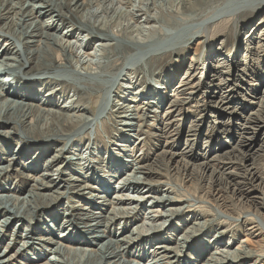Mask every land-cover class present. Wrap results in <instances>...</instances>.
<instances>
[{
	"label": "bare ground",
	"instance_id": "1",
	"mask_svg": "<svg viewBox=\"0 0 264 264\" xmlns=\"http://www.w3.org/2000/svg\"><path fill=\"white\" fill-rule=\"evenodd\" d=\"M217 1L224 4L215 7ZM1 2L0 25L14 20L10 17L15 14L18 30L11 23L0 29V75L5 74L0 76V163H7L0 166V182L25 159L24 145L32 151L24 170L39 177L23 198L16 196L23 189L0 184V244L14 222L26 232L17 251L14 244L0 253V264L19 260L25 264H142L146 257L145 264H264V165L256 162L258 157L264 158V0ZM204 7L208 14H199L201 18L196 20L194 11ZM248 13L258 16L241 27L246 54L234 60L224 51L228 40L219 47L209 40L217 37L225 18L238 29ZM63 25L68 27L60 32ZM203 48L209 49V62L204 67ZM128 49L124 65L113 72L108 54L119 55ZM166 53L184 54L175 60L172 70L157 75L154 83L144 89L137 87L135 69L148 70L152 60ZM199 70L207 76L206 82L196 77ZM14 79L18 81L11 84ZM99 91L102 99L93 112L87 100L96 98L94 93ZM193 107L200 109V115L184 135L181 131L188 109ZM107 119L116 124L115 130L100 147L97 139ZM16 126L25 130L19 133ZM204 127L207 137L202 142ZM21 134L26 141L19 140L22 148L12 152L13 138ZM82 135L88 144L80 139ZM181 138L185 139L182 148L176 142ZM148 140L158 145L152 158L137 155L132 159L134 149L129 146L142 151ZM109 144L118 158L110 160L105 174L98 177L96 172L89 177L85 162L96 164ZM55 145L59 147L53 151ZM52 152L55 154L50 156ZM4 153L10 154L9 158L2 157ZM42 159L46 163L38 169L34 164ZM74 165L77 177L70 175L61 185L52 181L50 168L68 174ZM138 174L145 179L140 180ZM175 175H184L191 186L207 184L209 192L204 196L197 198L198 190L194 192L198 203L214 207L217 220L226 224L233 221L241 233L229 238L224 227L212 239L196 244L197 253L196 245L192 248L187 239L204 231L210 221L204 218L202 222L195 220L192 227H183L177 239H167L165 232L174 229L168 226L170 216L184 208L179 206L180 195H175L171 184ZM82 177L91 184L75 186L83 182ZM114 179L118 181L112 189ZM89 190L96 193L86 197ZM69 195L77 204L71 205L61 220L54 209L55 200ZM190 197L184 201H193ZM108 198L122 206L121 219L129 218L145 199L152 200L144 223L136 228L142 241L133 237L134 230L118 239L122 233L108 231L119 215L113 217L116 208L111 202V217H105ZM78 224L85 225L87 235L80 234V229L77 232ZM145 239L149 241L141 253L127 259ZM148 245L153 249L148 251ZM185 251L189 258L183 255Z\"/></svg>",
	"mask_w": 264,
	"mask_h": 264
},
{
	"label": "rangeland",
	"instance_id": "2",
	"mask_svg": "<svg viewBox=\"0 0 264 264\" xmlns=\"http://www.w3.org/2000/svg\"><path fill=\"white\" fill-rule=\"evenodd\" d=\"M1 1H3V0H1ZM0 1V8L2 7V2ZM150 2H152V0H150ZM221 1H217V3L215 2L213 5L215 6V7H217L218 5H223L224 4V1H222L221 3H220ZM223 3V4H222ZM124 5H127V8L128 7H130L131 6V4H124ZM165 5V6H164ZM163 5V8L164 9H167L168 7V5H166V4H164ZM208 7V6H207ZM207 7H204V8H200L199 10L197 9L196 11H194V13H193V16L194 17H197V19L196 20H200V18L201 17H204V14H205V16L208 14V12H209V9L207 8ZM206 8V9H205ZM206 11H205V10ZM204 10V11H203ZM199 11V12H198ZM203 12V13H202ZM17 13V12H16ZM195 14V15H194ZM196 14H197V16H196ZM200 14V16H201V14H202V16L200 17H198V15ZM245 15H247V16H245ZM245 15H243L244 17H242V19H241V22H244V23H241L239 26V28L237 29H235V24L234 23H232L231 21H230V19H224L223 21H222V25L221 26H219V27H222L221 29L222 30H224V31H222L221 29H220V31L217 33V37H214V38H211V40H209V42L210 43H214L216 46H218L219 47V45L222 43V41H224V40H228L227 42L225 41V46H226V48H227V50H224L225 52H226V54L227 55H230L231 56V58H234V60H237V59H239V58H242L245 54H246V48H245V40H244V37H245V35L241 32V27L243 26V25H248V24H250L252 21H254V20H256L255 18H257V16L256 15H253V16H250L251 14H245ZM249 15V16H248ZM15 18L14 20H9V21H6V22H4V23H2L1 25H0V29L1 28H5V29H7V27H8V25H9V23H11L10 25H12V26H14L15 27V21H16V19L18 18L17 17V15H15V14H12L11 15V17L10 18ZM17 17V18H16ZM246 17V18H245ZM245 20H244V19ZM44 20H46V19H44ZM224 22V23H223ZM8 24V25H5V24ZM14 25H13V24ZM240 23V22H239ZM134 25H137L136 23H133ZM226 24H227V26H226ZM225 25V26H224ZM3 26V27H2ZM66 26V27H65ZM63 25V26H61V29H60V32H63V31H65V29L68 27L67 25ZM224 26V27H223ZM231 28V30L229 31V29ZM15 30L17 29L16 27L14 28ZM226 29V30H225ZM18 30V29H17ZM227 30H228V32H227ZM233 30H234V32H233ZM228 33V34H227ZM233 33V34H232ZM260 34V32L258 31L257 33H256V37L258 36ZM1 35V34H0ZM157 35H159V37H161V35L160 34H157ZM224 35V36H223ZM229 36V37H226V36ZM219 37V38H218ZM230 38V39H229ZM227 43V44H226ZM1 44L3 45V42H2V39H0V47H1ZM230 50V51H229ZM129 51V52H128ZM130 49H128V50H125V51H122L119 55L117 54V55H115V54H108L109 56V58L107 59V61H111L112 62V71L113 72H117V71H119L120 69H121V67L124 65V62L123 61H125V57H126V55H128L129 53H130ZM227 51L229 52V53H227ZM209 52V49H207V48H203L202 49V53H201V57L203 58V61H202V63H203V66L202 67H204V65H207L208 64V56H207V54L206 53H208ZM176 53H166V54H163V55H161V56H158V57H156L154 60H152V63H151V65H150V67H149V69L147 70V69H141V68H137V69H135V82L137 83L136 85H137V87H141L142 89H144L145 87H148L150 84H152V83H154V81H155V79H156V77H157V75H164L165 73H167V72H169V70H172L173 69V65L175 64V60L179 57V56H182L184 53H179V54H176ZM114 56V57H113ZM111 57V58H110ZM114 59V60H113ZM113 60V61H112ZM189 63V60L186 62V64H188ZM3 67V66H2ZM201 67V68H202ZM4 68V67H3ZM115 70V71H114ZM136 70H137V72H136ZM162 73V74H161ZM201 73H203V70H199V73L196 75V77L199 79V78H202V82H206L207 81V76L206 75H202ZM204 73H206V71H205V69H204ZM257 70L253 73L254 75H257ZM20 74V78L22 79V78H24L23 77V75H22V72H20L19 73ZM3 75H5L4 74V72H3V74H1L0 76H3ZM15 81H18V80H16V79H14V81L13 82H11V84H14L15 83ZM24 81V80H23ZM22 80L20 81V82H23ZM24 85H25V83H24ZM25 86H27V85H25ZM31 86H33V84L31 85ZM33 88V87H32ZM47 93V92H46ZM68 94H69V92H68ZM94 94H97V96H96V98H94V97H90V98H88V102H89V104H90V107H91V110L94 112V111H96V109H97V104L99 103V101L102 99V93L99 91L98 93H94ZM171 94V93H170ZM189 106V105H188ZM195 107V106H194ZM194 107L193 108H191V110L190 109H188V119H187V123L185 124V126L183 127V130L181 131V132H183V134L185 135V132L187 131V129H188V127H189V125L191 124V122H192V120L194 121L195 119H197V117L200 115V112H199V108H195L194 109ZM107 116H109V114L107 115ZM108 119H109V117H108ZM107 119V121H108V124L106 123L105 124V128H104V132L102 133V134H99L100 136H99V138L97 139V141H98V145H100V147L101 146H103L104 145V138H106L107 139V137H108V139L109 138H112V134H113V132H114V130H115V128H114V126L116 125L111 119L110 120H108ZM210 119L208 118L207 119V121H209ZM105 121H106V119H105ZM152 122V121H151ZM192 125V124H191ZM228 126L230 125V123L229 124H227ZM16 129H17V131L19 132V133H22L24 130H25V128H22L21 126H16ZM24 129V130H23ZM106 129V130H105ZM206 132H207V128L206 127H204L203 129H202V137L200 136V141H202V142H204L205 141V138L207 137V135H205L206 134ZM106 135V136H105ZM81 137H83V138H80V139H82L83 140V142H84V144H88L89 143V141L87 140V138H86V136L85 135H82ZM100 139V140H99ZM223 139V138H222ZM19 140H24V141H26V139L24 138V136L21 134V136H19V135H17V136H15L14 138H13V141H12V148H11V151L13 152V151H15L14 149H21L22 147L24 148V157L23 158H25V159H23V160H19L18 161V163L16 164V165H14V171H12L11 173H9V176H7L6 178L4 177L3 178V180L0 182V184L1 185H11V186H16V187H19V188H21V189H23V191L21 192V193H19L18 195H16L17 197H19V198H23L24 196H26L27 194H28V192H29V190H31L32 189V187L36 184L35 183V179L37 180V178L39 177V175L38 174H35V173H32V172H29V171H27V170H24L25 168V166H26V162H27V160H29L30 159V157H27V156H29V153L30 154H32V151L31 150H29L25 145L24 146H19L20 144L18 143L19 142ZM38 140V139H37ZM2 141H3V139H2ZM4 141H5V139H4ZM199 141V142H200ZM32 142H34V141H32ZM177 145H178V147H183V144H184V142H185V139L184 138H181L180 140L178 139L177 141ZM102 143V144H101ZM120 143V142H119ZM19 144V145H18ZM134 144V143H133ZM41 145V144H40ZM109 145H111V147L110 148H107V152H105L102 156H100V158H98V159H96L97 160V163L96 164H92L91 162H88V161H86L85 162V164L86 165H89V169H90V171L88 172L89 174H91L89 177H93V176H95L96 174H97V176L98 175H103V174H105V172H104V170L106 169V166H108V164L110 163V160H113V159H117L118 158V154L116 153V151H112V149L114 150L115 148L112 146V144H109ZM158 145H157V143H155V141H153V140H148L147 142H146V144L144 145V149L141 151V149L139 148V147H136V146H134L133 147V145H131V146H129V148L128 149H134V151L133 150H131L132 151V159H136V158H138V157H140L141 156V158L140 159H142V158H144V157H146V158H152L151 156L153 155V152H154V149L157 147ZM59 146H57V145H55L54 147H53V151L55 150V149H57ZM123 148V147H122ZM40 153V152H39ZM131 153V152H130ZM5 154V155H4ZM3 155H2V157H6V158H9L8 156H10V154H6V153H4ZM55 153L54 152H52V154H50V156H52V155H54ZM110 154V155H109ZM86 155V154H85ZM138 155V157H136ZM31 156V155H30ZM87 157H88V155H86ZM114 156V157H113ZM116 156V157H115ZM134 156V157H133ZM105 158V159H104ZM129 159V158H128ZM131 159V158H130ZM256 162H257V164H258V166H260V167H262L263 165H264V158L263 157H258L257 158V160H256ZM45 163H46V161H45V159H42V160H39L38 162H37V164L35 163L34 165L35 166H38L37 168L38 169H41V167H43L44 165H45ZM7 164V163H6ZM5 164V162H3V163H0V166L1 165H6ZM92 166H94L95 168H92ZM72 169L70 170V171H68V174L66 173V174H61V172L59 171V172H55L56 171V169L54 170V168L52 167V168H50V174H54L53 175V180L52 181H54L56 184H58V185H61V184H64L65 183V181H63V180H65V179H68V177H70V175H74V176H76L77 177V174L75 175V172L73 171V169H76V165H74V166H72L71 167ZM15 170H18V173H17V171H15ZM23 172V173H22ZM97 172V173H96ZM21 173V174H20ZM29 173H31V174H29ZM96 173V174H95ZM31 175V177H28V176H30ZM88 175V174H87ZM138 177H140L139 179L140 180H143V179H145V176L143 175V174H138L137 175ZM84 177H86L85 175H84ZM98 177H100V176H98ZM172 177V178H171ZM170 178H171V184L175 187L174 188V193H175V195L177 196V195H180L179 197L181 198L179 201H180V203H179V206L180 207H183L184 206V208L182 209V211L178 214V213H174L173 215H171L170 216V218L169 219H171V221H170V223H168V226H170L171 225V228H173L174 227V229L172 230V231H170L169 232V234H167V232H165V235H167V239H169V237H172L173 239H177L178 237H180V235L182 234V232L183 231H181L182 230V228L183 227H186V225H187V228H189V227H192L193 226V223L194 222H196L195 220H199L200 222H202V220L203 221H205V219L204 218H207V219H210V221H209V223H207L206 225H205V229H204V231L203 232H200L199 233V236H197V234L196 233H194V235L192 236V237H189L187 240H189V242H188V244H189V246H191L192 248H194L195 246H193V245H196V244H199V242H201V240H204V239H206V240H209V239H212L213 238V235L214 234H216V232L218 231V230H220V229H224V227H227V228H225V229H228L227 230V235H228V237L229 238H232V237H237L238 236V234H240L241 233V227H238L237 225H236V223H233V221H230V224H226L224 221H221V220H217V218H216V216H217V212H216V210L214 209V207H211L210 205H208V204H205V203H202V202H200V203H198V200H196V198L194 197V195H195V193H196V195L195 196H197V198H199L200 196H204L206 193H207V191L209 192V189L207 188L208 186H207V184H200V186L198 187V186H196L197 185V183H195L193 186H191V183H188V179H186L185 178V176L184 175H182L181 177L179 176L178 177V175H175V176H171ZM83 178V177H82ZM183 178V179H182ZM118 180L117 179H114V181H113V183L112 184H110L111 186V188L113 189V187H116L117 185H116V182H117ZM82 184L83 185H85V184H91V182H89V180H88V178H83V182H77L76 184H75V186L77 185L78 187H80V186H82ZM205 185V186H204ZM192 188V189H191ZM191 189V190H190ZM196 189L198 190V191H196ZM202 189V190H201ZM116 190H118V188H116ZM187 190V191H186ZM190 192H189V191ZM193 190V191H192ZM202 191L201 193H199L200 191ZM95 192V190H89L86 194H85V196L87 197V196H89V194H92V192ZM178 191V192H177ZM185 191V192H184ZM196 191V192H195ZM189 192V193H188ZM195 192V193H194ZM96 193V192H95ZM178 193V194H177ZM185 193H187L188 195H186ZM194 193V194H193ZM204 193V194H203ZM7 195L8 194H10V192H8V193H6ZM5 194V195H6ZM12 194V193H11ZM182 194H184V195H182ZM190 194V195H189ZM193 194V195H192ZM201 194V195H200ZM85 196H83V197H85ZM182 196V197H181ZM186 196L187 197H189V196H191L190 198H191V200H193V201H190V203L188 202V203H186L184 200L186 199ZM178 197V196H177ZM206 197V196H205ZM185 198V199H184ZM73 199H76V198H74V196L73 195H69V196H64V197H62V198H60V199H58V200H55V207H54V209L56 210V212H57V214L59 215V218L61 219V220H64V218L66 217V213H67V211L68 210H70V206L71 205H74L75 206V204H77V203H73L72 202V200ZM109 200H110V202H104L105 204H108V206H107V211H106V213H104V215H105V217L108 215V217H111V215H110V213L113 211V208L112 207H114V205H115V208H116V210L114 209V212H115V215H113V217L115 216L116 217V215L117 214H119L116 218L117 219H115V221L114 222H112V226H111V224L108 226V231H111L112 233L114 232V233H116L117 235H119L120 233H122V235L120 236V237H117L116 239H118V238H122V237H125L126 235H129L133 230H134V234H135V236H133L134 238H138V239H143V237H140L139 235H140V231H139V229H136L137 228V226H139V225H141L142 223H144V217H145V213L147 212V210L149 209V207L151 206V203H153L152 202V200L149 198V199H145V201H144V203L142 204V205H140V206H137V208H136V211L132 214V215H130L129 216V218H126V219H121V212H122V206L121 205H116V201L114 200L113 201V199L112 198H108ZM95 200H99V198H96ZM101 200V199H100ZM100 200H99V202H100ZM206 200H208V199H206ZM102 201H104L103 199H102ZM111 202H113L114 203V205L111 203ZM196 204H195V203ZM109 204H112V206L111 205H109ZM199 204V205H198ZM200 204H203V206L202 205H200ZM192 205V206H191ZM205 205V206H204ZM204 208V209H203ZM46 209H48V208H44V210H46ZM69 212V211H68ZM95 212H100V210L98 209V208H96L95 209ZM72 213V212H71ZM143 213V214H142ZM237 213H238V211H237ZM74 215H73V218H74V220H77V209L74 211V213H73ZM110 215V216H109ZM215 215V216H214ZM219 216V215H218ZM203 218V219H202ZM213 218V219H212ZM41 220V219H40ZM41 222V221H40ZM39 221H38V223H40ZM61 222V221H60ZM77 222V221H76ZM189 222V223H188ZM212 222V223H211ZM225 223V224H224ZM38 225V227L39 226H41V224H37ZM189 225V226H188ZM192 225V226H191ZM78 226L80 227V228H78V229H76L77 230V232H78V230L79 231H81L80 232V234H83V235H87V234H85V232H83L84 230H85V225H83L82 224V227H81V224H78ZM84 226V227H83ZM110 227V228H109ZM82 228V229H81ZM177 228V229H176ZM0 229H2V227H0ZM127 229V230H126ZM175 230V231H174ZM216 230V231H215ZM25 231V227L24 226H21L20 227V225H18L17 224V222H14V223H12V225H11V227H10V229H8V231L5 233V238H4V240H3V242H2V244H0V253H3L5 250H6V247L9 245V249L10 248H12V247H14V244H16V247L14 248V251H17L20 247H21V243H22V240H24V235H25V233L26 232H24ZM122 231H125L124 233L122 232ZM180 232V233H179ZM18 233V234H17ZM17 234V235H16ZM58 234H60V232H58ZM21 235L23 236L22 237V239H20L19 237H21ZM164 235V236H165ZM139 236V237H138ZM240 237V236H239ZM192 239V240H191ZM147 240L148 239H145V242L144 243H140L139 244V246L136 244V247L132 250V253H129V255H128V258L127 259H132V257H131V255H138V254H140L141 253V250H143V247H145V245H146V243H147ZM142 241V240H141ZM149 241V240H148ZM153 245H156V243H154ZM122 246H125V244L124 245H122ZM148 251L149 250H152L153 248H152V246H150V245H148ZM198 249V247H197V245H196V248H195V250H196V252L197 253H199V250H197ZM207 249V248H206ZM236 249V247H232V250H235ZM264 250V249H263ZM8 252V251H7ZM27 252H30L31 254H35L34 252H32V251H27ZM36 252H38V251H36ZM205 252V251H204ZM204 252H202V253H204ZM263 253V255H264V251H262ZM28 254V256H30L31 254ZM37 254V253H36ZM207 254V253H206ZM205 254V255H206ZM10 254H8V256H9ZM183 255L184 256H188V258L191 256V255H188V253L185 251L184 253H183ZM195 255V254H194ZM35 257H36V255H34ZM187 258V257H186ZM51 260V259H50ZM149 260V258L148 257H146L145 258V261H148ZM187 260V259H186ZM20 262H18V263H16V264H22L23 263V261H21V260H19ZM145 261H140V260H138V262H141L142 264H145ZM52 262V261H51ZM23 264H25V263H23Z\"/></svg>",
	"mask_w": 264,
	"mask_h": 264
}]
</instances>
